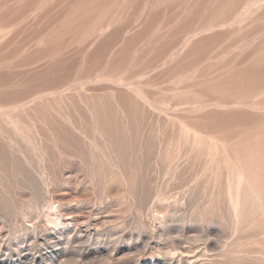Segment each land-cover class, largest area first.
<instances>
[{
	"label": "rangeland",
	"instance_id": "obj_1",
	"mask_svg": "<svg viewBox=\"0 0 264 264\" xmlns=\"http://www.w3.org/2000/svg\"><path fill=\"white\" fill-rule=\"evenodd\" d=\"M0 264H264V0H0Z\"/></svg>",
	"mask_w": 264,
	"mask_h": 264
}]
</instances>
